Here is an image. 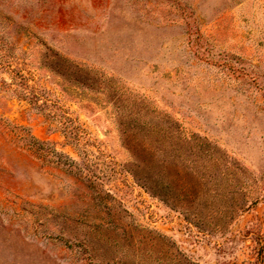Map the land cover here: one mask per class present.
I'll return each mask as SVG.
<instances>
[{"label":"rangeland","instance_id":"1","mask_svg":"<svg viewBox=\"0 0 264 264\" xmlns=\"http://www.w3.org/2000/svg\"><path fill=\"white\" fill-rule=\"evenodd\" d=\"M0 264H264V0H0Z\"/></svg>","mask_w":264,"mask_h":264},{"label":"trees","instance_id":"2","mask_svg":"<svg viewBox=\"0 0 264 264\" xmlns=\"http://www.w3.org/2000/svg\"><path fill=\"white\" fill-rule=\"evenodd\" d=\"M231 71L235 74H237L238 76L240 75H246V76H251L253 77L254 79L257 80L258 78V75L254 74L252 71H249L247 70V68L244 66V65H231ZM27 87L29 88V94L27 95H22L25 100L28 101L29 104H31L32 106H35L39 100H41L40 97V94L39 92L36 90V89H33L31 87H29L27 85ZM43 103L45 104L46 101H43ZM64 118V117H62ZM66 123V120L63 119V120H60V122H64ZM67 124V123H66ZM64 136L65 138L67 139V141L69 142H73L75 144H79L81 143L82 141V130L80 131V129L77 127V126H70V125H66L64 128ZM75 129V131L73 130ZM27 141H28V144L30 147H32L34 144H37L36 142H38L37 140H35L33 137H27ZM41 144H43V141L42 142H38V148H40ZM34 148V147H33ZM40 152V151H39ZM44 153V152H43ZM56 159V162L57 163H60L63 167L67 168L66 170H69V171H72L71 169H68V166H78V171L81 172V174H83V167L82 166H79L81 164H79L77 161L71 159L69 156L61 153V152H58V151H54V154H53ZM75 164V165H74ZM83 165H86V162L83 163ZM72 166V167H73ZM87 177L90 178V176L87 175ZM239 209H242V207L240 206Z\"/></svg>","mask_w":264,"mask_h":264}]
</instances>
